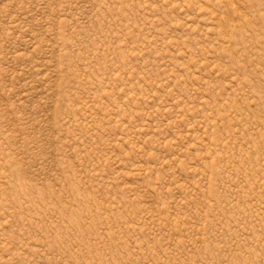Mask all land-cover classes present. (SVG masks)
<instances>
[{
  "label": "rangeland",
  "instance_id": "rangeland-1",
  "mask_svg": "<svg viewBox=\"0 0 264 264\" xmlns=\"http://www.w3.org/2000/svg\"><path fill=\"white\" fill-rule=\"evenodd\" d=\"M0 264H264V0H0Z\"/></svg>",
  "mask_w": 264,
  "mask_h": 264
}]
</instances>
